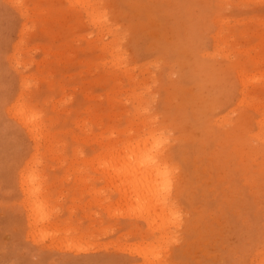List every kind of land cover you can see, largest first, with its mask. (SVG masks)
<instances>
[{
  "label": "rangeland",
  "instance_id": "obj_1",
  "mask_svg": "<svg viewBox=\"0 0 264 264\" xmlns=\"http://www.w3.org/2000/svg\"><path fill=\"white\" fill-rule=\"evenodd\" d=\"M24 2L26 14L0 0V264H264V110H255L264 107V0H101L127 71L110 63L101 42L111 38L74 1ZM19 95L54 136L38 152L13 119ZM146 116L169 141L178 227L170 219L158 229L152 211L137 219L135 199L94 163L103 145L137 138ZM32 156L53 205L47 233L30 229L21 205L18 178ZM56 233L81 246L58 244Z\"/></svg>",
  "mask_w": 264,
  "mask_h": 264
},
{
  "label": "bare ground",
  "instance_id": "obj_2",
  "mask_svg": "<svg viewBox=\"0 0 264 264\" xmlns=\"http://www.w3.org/2000/svg\"><path fill=\"white\" fill-rule=\"evenodd\" d=\"M71 2L74 1V4L80 6V8L83 10V12L86 14V16L88 17L89 21L91 22V24L95 27L97 33H104L107 37L111 38L110 40V43L109 44H103L101 42V48L104 49L106 52H107V55H108V58H109V61L110 63L115 66L116 68H118V70H121V69H125L126 70V65H124V58H123V55L120 54V50H119V46H120V42H121V37L117 34L118 32H116V30H110L108 29L106 26H105V23H106V20L107 18L105 17V14H103V4L101 2V0H70ZM68 0V2H70ZM7 2H9V4H12V7L15 6L16 8H18L20 11H23V13H27L26 11V3L24 2V0H7ZM73 3V2H72ZM19 11V13H20ZM24 26V25H23ZM22 32H24V30H22ZM20 34V33H19ZM21 35V34H20ZM230 38V37H229ZM20 39V38H19ZM220 43H223L222 40H220ZM226 43V42H225ZM124 71V70H122ZM127 71V70H126ZM126 71H124L125 73H127ZM128 74V73H127ZM237 75L238 77L242 78L243 76V73H241L240 69L238 70L237 72ZM128 76V75H126ZM22 82V81H21ZM26 82V81H25ZM24 80H23V84H25ZM28 84V82H27ZM25 84V85H27ZM22 85V84H21ZM248 85H246L245 83L242 84V91H241V96H242V99H241V102L239 103V105L241 103H243L244 101L247 100L245 94L247 93V89H248ZM23 94V92H22ZM134 94V93H132ZM141 94V93H140ZM135 95V94H134ZM132 95V97H136L137 101L135 102H138V107L141 108V106L143 107V103L145 102L143 97L141 98L140 96H137V95ZM138 95H139V92H138ZM22 95H19V99L16 101L15 104H13V106L11 107V112L13 114V119L16 118L17 120L16 121H19V123L21 124V126L26 130V132L29 134V136H31L32 140L34 141V145H35V151L37 150L38 148V145H39V141L40 140H47V142L50 144V141L51 139L54 137L51 132L49 131L48 129V126H46L45 122L43 121V115L41 114L40 111L36 110L32 105H30L29 103H27L26 101L22 100L21 101V97ZM134 99V100H136ZM24 101V102H23ZM202 101V100H201ZM203 103V101L201 102V104ZM253 102H251L252 104ZM250 105V104H249ZM148 107V106H147ZM145 107H143L144 109ZM211 108V107H210ZM147 109V108H146ZM254 109V108H253ZM257 109V110H256ZM10 110V109H9ZM140 110V109H139ZM142 110V109H141ZM145 110V109H144ZM256 111H262L264 110V107H260V108H255ZM147 111V110H146ZM137 112V111H136ZM148 112V111H147ZM9 113V112H8ZM139 114V112H137ZM143 113V112H141ZM140 113V114H141ZM135 114V112H134ZM147 114V113H146ZM145 114V115H146ZM11 115V114H10ZM139 116V115H138ZM144 116V115H143ZM145 117V116H144ZM140 118V117H139ZM154 122L152 120H150L148 118V116H146V119H141V125L143 126V130H141L140 132H138L137 130L135 131L136 133V137L137 138H132V140H129L127 142H121L119 143L118 145V148H116V146H107V145H103L104 146V149L105 150H109L108 152L104 153V154H101L100 158H96L94 160H96L94 163L96 162H99V166L100 168L98 167V164H97V167L99 168V170H101L103 173H106L107 175H105V177L108 176L110 178H114V175L117 177V179L120 180V183H121V188L122 189H119L117 192L120 193V195L124 198V197H127V200L129 199L130 201H134V200H131V198L135 199V203H138V204H134V205H137L139 210L137 209V206L134 207V205L132 206V211H137V213H134L133 214H136L134 215L135 217L140 218L139 217V213L141 212L142 215L143 213H145L146 215L150 214V211L154 212L155 213V217H156V213H157V217L154 219H152L151 217L153 216H147V218L149 219H152L151 222H154V225L155 227L157 226L158 224V229L160 228L159 226H161V230H163L166 225H168L170 223V219H171V215H174V211L176 210L175 206L173 207V204L171 202L173 201H170L169 200V188L175 184L173 183L174 182V179H172V185L171 182L169 184V181L171 178H175L176 176L174 175V170L176 169V166L174 164H172V161L169 160V158L167 157V154L165 152V150L167 151V149L165 148L164 150V145L166 144V142L168 141L167 140V137H165V133L162 131V129L160 128H157L155 126H153ZM48 125V124H47ZM79 125V124H78ZM82 126V125H81ZM81 128V127H80ZM131 129V128H130ZM133 131V130H132ZM131 131V132H132ZM67 132V131H66ZM131 132H127L128 135H130ZM62 133V132H61ZM64 134V133H63ZM120 134H123L120 133ZM124 135V134H123ZM100 137V135L98 136ZM97 137V138H98ZM263 139V138H262ZM56 140V139H55ZM42 141V143H43ZM53 142V141H52ZM56 142V141H55ZM79 142V141H77ZM169 142V141H168ZM58 143V142H57ZM59 143H61L59 141ZM97 143V142H96ZM99 143V142H98ZM45 144V143H44ZM55 144V143H54ZM169 144V143H168ZM53 145V144H52ZM100 145V144H99ZM40 146V145H39ZM62 146V145H61ZM102 146V147H103ZM44 148V146H42ZM54 147V146H53ZM50 148V147H48ZM55 148V147H54ZM172 148V147H171ZM61 149V148H60ZM59 149V150H60ZM117 150L118 152L115 154H117L115 157H114V153L113 151L114 150ZM47 150V149H46ZM52 152V150L54 149H50ZM57 150V149H56ZM115 150V151H116ZM170 150V148L168 149ZM76 151V150H75ZM38 152V151H36ZM48 152V150H47ZM54 152V151H53ZM59 152V151H58ZM80 152V151H79ZM168 152V151H167ZM57 153V152H56ZM82 153V151H81ZM111 153V154H110ZM39 154V153H38ZM53 154V153H52ZM173 154V152H172ZM170 154V155H172ZM35 155V154H34ZM103 155V156H102ZM95 156V157H96ZM35 156H32L30 158V160L25 164V166L23 167V170L21 171L20 173V176L18 178V187L22 193V196H23V199H22V204L23 207H24V210L26 212V220L28 222V226L31 228H34L36 225L39 226H44L43 228L39 227V229L45 231L46 229L51 226V222L52 220L49 222L50 225L47 227L46 223H47V213L50 212L53 208V205H50V203L48 204V198L47 196L45 195L44 193V190L42 189V186H41V183L38 179V174L41 175L40 172H38V174L36 173L35 169L33 168L34 166V162L35 160L33 159ZM38 157V156H37ZM56 157V156H55ZM93 157V156H92ZM93 159V158H91ZM87 161L89 164H90V161ZM172 159V158H171ZM174 159V158H173ZM34 160V161H33ZM98 160V161H97ZM36 162H38L36 160ZM93 161H91L92 163ZM41 163V162H40ZM37 164V163H36ZM62 164V163H61ZM86 164V163H85ZM93 164H90L89 166H92ZM96 165V164H95ZM87 166V165H86ZM39 167V166H38ZM36 168V167H35ZM95 168V167H94ZM42 169V168H41ZM93 170V169H91ZM110 172V173H109ZM101 173V172H100ZM112 176V177H111ZM116 179V180H117ZM108 181V180H107ZM106 181V182H107ZM111 181V180H110ZM114 182V181H113ZM117 182H119L117 180ZM176 182V181H175ZM169 184V185H168ZM167 186V188H165ZM174 186V185H173ZM172 186V188H173ZM87 187V186H86ZM169 187V188H168ZM177 186H175L176 188ZM98 189V188H97ZM167 189L169 191H167ZM172 192V191H171ZM94 193V192H93ZM97 193V192H95ZM111 193V192H110ZM114 193V192H113ZM118 195V194H117ZM177 195V194H176ZM120 196V197H121ZM179 196V195H178ZM121 197V200L123 199ZM173 198V196H172ZM96 199V198H94ZM99 199V198H98ZM102 199V198H100ZM125 200V198L123 199ZM122 200V201H123ZM174 200V199H173ZM50 201V199H49ZM96 201V200H95ZM121 201V202H122ZM137 201V202H136ZM99 202V201H98ZM102 202V201H101ZM125 202V201H124ZM132 203V202H131ZM102 204V203H101ZM110 204V203H109ZM49 205L50 207L52 208L51 210L49 209L48 211V208H49ZM102 206V205H101ZM100 206V207H101ZM129 206V205H128ZM178 206V205H177ZM136 209H134V208ZM140 207L142 209H140ZM149 207V209L147 208ZM174 208V209H173ZM178 208V207H177ZM107 209V207H106ZM148 209V210H147ZM144 210V211H143ZM156 212H155V211ZM180 210V209H179ZM140 211V212H139ZM139 212V213H138ZM151 212V213H152ZM140 213V214H141ZM179 213V212H178ZM55 214V213H53ZM131 214V213H130ZM145 214L143 215L144 217V222L145 221H148L146 218H145ZM50 215V213H48V216ZM56 215V214H55ZM152 215V214H150ZM154 215V214H153ZM181 215V214H180ZM179 215V216H180ZM128 216V215H127ZM141 216V215H140ZM133 217V215L131 216ZM174 216H172L173 218ZM58 218V217H56ZM128 218V217H127ZM141 219H143L141 217ZM146 219V220H145ZM158 219V220H157ZM177 218H174V221L176 220ZM182 219V218H181ZM136 220V219H135ZM154 220H157L155 222ZM172 222L169 224L171 226H175V223L173 221V219H171ZM180 220V219H179ZM142 221V220H141ZM150 221V220H149ZM148 221V222H149ZM167 221H169L167 223ZM178 221V220H177ZM43 222L46 224L42 225ZM55 222V221H54ZM150 222V223H151ZM181 222V220H180ZM183 222V221H182ZM147 223V222H146ZM163 223H166L164 224L165 227H163ZM173 223H175L173 225ZM53 224V222H52ZM56 223H54V226H55ZM149 225V223H147ZM180 224V223H179ZM59 225V224H57ZM56 225V226H57ZM154 226L153 224H150L148 227L150 226ZM53 227V228H56ZM170 226V227H171ZM176 226L178 227V225L176 224ZM184 226V225H183ZM182 226V227H183ZM46 227V228H45ZM58 227V226H57ZM147 227V225H146ZM154 227V228H155ZM177 227H174L175 229ZM49 229V232H53V230H56V229ZM75 228V227H74ZM153 228L150 227L152 233L151 235L153 234V231H155ZM168 228V227H167ZM37 229V227L35 228ZM33 229V231L35 230ZM45 229V230H44ZM68 229V228H67ZM156 229V228H155ZM169 229V228H168ZM32 230V229H31ZM41 230L36 232L34 231V233L37 235L38 233V237L41 238L40 234H41ZM59 229H57L56 231H58ZM74 230V229H73ZM157 230V229H156ZM160 230V231H161ZM179 230V229H178ZM42 231V232H43ZM48 231V230H47ZM55 231V232H56ZM65 230H61L60 232H64ZM75 231V230H74ZM159 231V230H157ZM159 231V232H160ZM166 231V230H165ZM170 230H168L169 232ZM174 231V230H172ZM30 232V231H29ZM40 232V234H39ZM67 232V230H66ZM178 232V231H177ZM176 232V233H177ZM32 233V231H31ZM29 233V234H31ZM32 233L31 235H29V237H32V235L34 236L35 234ZM45 233H47L45 231ZM45 233L43 235H45ZM54 233V232H53ZM52 235H49L50 237L53 236V239H51L48 235V237L51 239V240H54L55 239V233ZM79 233V232H78ZM163 233V231H162ZM167 233V232H166ZM170 233V232H169ZM174 233V232H173ZM57 234V233H56ZM73 234V233H72ZM81 234V233H80ZM78 234V235H80ZM58 235V234H57ZM69 235V234H68ZM67 235V236H68ZM82 235V234H81ZM154 235V234H153ZM160 233L158 234V237H159ZM166 238H167V234H163ZM160 236L161 237H164V236ZM173 235V234H172ZM44 239H46V237ZM64 236V235H63ZM66 235L64 237H62V235H60V238H62L61 240L58 238L59 235L57 236V239L56 240H60V241H57L58 242H61L62 244V241L67 239L66 242H70L72 241L73 244L77 243L78 246L80 247L81 245V242L79 243L78 241L80 240L77 236L76 238L78 240H74L75 237L74 235H72V237H74L73 239H71L70 241H68V236L67 237ZM47 237V238H48ZM67 237V238H65ZM70 237V238H72ZM83 237V236H82ZM168 237H169V234H168ZM175 237V236H174ZM173 237V238H174ZM33 238V237H32ZM69 238V239H70ZM165 238V239H166ZM170 238L171 237V234H170ZM172 238V240L174 241V239ZM43 239V238H42ZM153 239V237H152ZM163 239V238H161ZM37 240V238H36ZM49 240V239H48ZM50 241V244H52V246L54 245V243H51L53 241ZM55 240V241H56ZM156 240H159V239H156ZM38 241V240H37ZM54 241V242H55ZM64 241V242H65ZM82 241V240H80ZM154 241V240H153ZM167 240L164 241L163 239V243H165ZM63 243V248H64V244ZM75 242V243H74ZM160 242V241H159ZM167 242H171V239L168 240ZM55 243V244H57ZM71 243V244H72ZM149 243V242H148ZM162 243V240L161 242ZM158 243V244H160ZM175 243V242H174ZM49 244V246H51ZM60 244V243H58ZM73 244L71 245V247H75L73 246ZM151 244L152 246V249L155 250L156 247H154V245H156L157 243H149ZM156 245L157 246V250L159 251L160 253V249L158 248L160 245ZM69 245V244H68ZM65 246V247H68ZM146 245V241H145V244ZM142 245V246H144ZM148 245V244H147ZM147 245L144 246L143 248H145V250L147 251L148 249H150V245H148L149 248H147ZM164 245V244H163ZM48 246V247H49ZM55 246V245H54ZM59 248H62L61 245H58ZM57 246V247H58ZM61 246V247H60ZM162 246V245H161ZM154 247V248H153ZM54 248V247H52ZM142 248V247H141ZM139 248V249H141ZM68 250L70 248H67ZM83 249V248H82ZM79 250V249H77ZM81 250V249H80ZM79 250V251H80ZM85 250V249H84ZM88 250V249H87ZM138 250V249H137ZM136 250V254L138 253V251ZM144 250V249H143ZM141 251V255L142 253H144L145 251ZM153 250L152 253H153ZM154 251L155 255H160L158 254V252ZM72 251H73V248H72ZM150 252V250H148ZM82 252V251H81ZM84 252V251H83ZM162 252V251H161ZM77 253V252H76ZM151 253V255H153ZM157 253V254H156ZM133 254V253H132ZM139 254V253H138ZM140 255V256H141ZM144 255V254H143ZM142 255V256H143ZM155 255L153 257H155ZM147 257V255H144ZM159 259H160V256H158ZM158 257H157V260H158ZM156 258V257H155ZM145 259V257H144ZM153 260V258H151ZM150 258L148 260V258H146L144 261L148 260L149 263H152L156 261V259H154V261H152ZM152 261V262H151ZM157 263V262H155ZM160 263V262H158ZM157 263V264H158ZM162 263V262H161ZM166 263V262H165ZM164 264V263H162Z\"/></svg>",
  "mask_w": 264,
  "mask_h": 264
}]
</instances>
